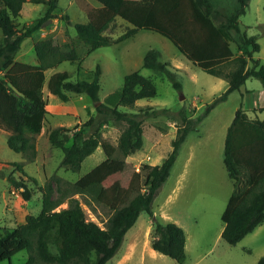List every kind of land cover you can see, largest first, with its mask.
Segmentation results:
<instances>
[{"label":"trees","instance_id":"obj_1","mask_svg":"<svg viewBox=\"0 0 264 264\" xmlns=\"http://www.w3.org/2000/svg\"><path fill=\"white\" fill-rule=\"evenodd\" d=\"M75 1L88 17L87 22L75 23L77 35L90 50L126 39L144 28L171 40L188 60L208 73L225 78L227 89L208 104L204 115L248 78L256 77L264 86V63L254 55L260 50V44L255 35H248L240 26V17L250 0H238V6L229 15L215 7L213 0H153L148 12L137 18L139 24L127 27L117 37L110 30L125 0H97L99 5L89 0ZM26 2L44 3L47 11L32 23L20 26ZM58 6L59 0H0L3 33L0 41V129L7 131L9 147L21 152L25 160L32 161L38 153L34 135L41 132L49 113L45 86L63 101L69 100V93L87 94L93 101L100 102L97 111L102 118L96 120L91 116L73 131L65 125L56 126L49 131V141L63 151L60 165L72 171H79L84 159L103 143L107 157L94 171L106 177L121 173L123 183L114 192H104L101 183L89 176L72 184L74 192L90 194L113 210L106 225L102 226L87 216L78 198L70 197L67 207L57 209L71 194L55 196V183L60 184L63 179L53 173L42 190L41 212L27 214L26 221L16 226L0 227V264L10 257L7 242H23L28 257L22 264H108L143 211L153 216L152 247L183 263L187 258L185 230L175 221L156 219L153 201L196 121L184 114L183 123L172 140V148L162 163H144V174L135 171L133 163L126 157L143 146V117L139 112L124 111L121 107H132L140 99L157 95V86L150 77L140 70L132 71L125 75L122 88L102 101L100 64L87 78L74 80L68 71H55L47 79L46 70L64 60L54 48L53 37L34 43L37 63L16 58L24 39L54 16L53 11ZM222 14L224 20L217 21L216 16ZM235 33L241 34L237 49L233 46ZM160 56L158 49H149L143 66L164 73L175 87L181 89L171 64L162 61ZM232 62L235 67L228 70ZM168 111L169 108H163L156 112ZM110 119L128 123L117 145L102 137L101 128ZM117 151L121 157L115 155ZM224 163L234 189L223 213L222 237L230 244H236L264 222V117L252 118L243 109L237 112L227 130ZM10 164L30 180H36L24 170L22 162ZM141 177L142 182L136 183ZM8 180L26 200L31 198L32 189L25 179L9 174ZM257 264H264V254Z\"/></svg>","mask_w":264,"mask_h":264},{"label":"rangeland","instance_id":"obj_2","mask_svg":"<svg viewBox=\"0 0 264 264\" xmlns=\"http://www.w3.org/2000/svg\"><path fill=\"white\" fill-rule=\"evenodd\" d=\"M99 5L97 0H89ZM153 0H125L117 16L114 27L110 30L114 37L119 36L127 27L138 25V19L145 15ZM215 7L229 15L238 6V0H213ZM20 26L32 23L44 16L47 5L26 2L22 10ZM40 28V36L53 37L54 48L63 55L64 60L55 67L46 70L47 76L55 71H68L71 79L90 77L97 64L101 65L100 97L105 101L111 94L120 90L125 75L140 70L150 77L157 86V95L143 98L132 107L122 106L129 112H139L143 117V146L126 157L133 163L135 171L143 174V164H160L172 148V140L178 127L183 123L182 116L196 121L195 127L189 131L181 144L177 158L167 179L159 187L153 201L155 218L162 221H175L185 230L187 258L183 263L160 253L151 245L153 235V216L141 212L135 224L127 231L124 242L118 253L108 264H257L264 254V222L247 234L236 244H230L222 237L224 226L223 213L228 208L234 184L228 175L224 163L225 138L229 125L237 112L243 108L252 118L264 117V111L254 109L256 102H263L264 86L260 79L248 78L244 86L232 91L228 97L219 102L206 115L204 112L216 97L228 86L226 79L208 73L188 60L171 40L161 34L139 28L126 39L101 46L94 50L78 37L75 28L77 22H87V13L75 0H59V6L53 11ZM138 18V19H137ZM217 21L224 20V15L216 16ZM241 29L248 35H255L261 50L255 57L264 63V0H250L246 12L240 17ZM241 34L235 33L233 46ZM3 33L0 28V41ZM37 33L24 39L18 52L26 53L21 57L25 62L36 60L34 40ZM158 49L162 61L172 64L181 89L174 86L164 73L144 67L146 52ZM235 67L232 62L227 69ZM247 88V89H246ZM246 89V90H245ZM47 99V114L40 133L34 135L37 156L34 160H25L21 152L9 147L8 133L0 129V227L16 226L26 221L27 214H39L42 209V190L46 180L56 173L63 180L55 183V196L61 193L71 194L57 207H67L70 197L78 198L90 219L105 226L113 210L98 201L90 194L74 192L73 183L83 177L99 181L104 192H114L123 183L121 173L105 176L95 172V167L107 155L101 143L93 153L88 155L79 171H72L60 165L63 151L53 146L48 138L49 131L60 125L67 126L70 131L78 129L91 116L96 120L102 115L97 105L87 94L69 93V100L63 101L44 88ZM259 93V95H258ZM258 99V100H257ZM169 108L166 113L156 112ZM156 112V113H154ZM128 127L124 120L110 119L101 128L105 141L117 145L119 137ZM72 142V139L68 142ZM116 156H122L117 151ZM22 162L24 170L36 180H30L11 165ZM9 174L25 179L32 189L31 198L26 200L22 193L12 186ZM143 177L139 179L141 183ZM10 257L1 264H22L28 254L23 242L13 244L7 242Z\"/></svg>","mask_w":264,"mask_h":264},{"label":"crops","instance_id":"obj_3","mask_svg":"<svg viewBox=\"0 0 264 264\" xmlns=\"http://www.w3.org/2000/svg\"><path fill=\"white\" fill-rule=\"evenodd\" d=\"M23 7H24V5H23ZM22 10H23V8H22ZM23 12V11H22ZM245 31V30H244ZM35 33H37V35H38V38L36 39V40H34V43L37 41V40H40V39H44V38H47L46 36L44 37L43 35L42 36H40V29L39 30H37V31H35L33 34H35ZM33 36V35H32ZM51 37V36H50ZM258 41V40H257ZM260 44V43H259ZM34 46V45H33ZM22 48V47H21ZM21 50V49H20ZM19 50V51H20ZM260 50H261V46H260ZM259 50V51H260ZM25 54L26 53H24V52H22L21 53V55L20 54H18L17 53V56H16V58L18 59V60H21V61H23L22 60V58L21 57H23V56H25ZM257 58H260V57H257ZM260 60H261V58H260ZM262 62V61H261ZM29 63H37V58H36V60L35 61H33V62H29ZM263 63V62H262ZM172 65V64H171ZM46 76H47V74H46ZM50 76H47V79L49 78ZM218 77V76H217ZM221 79H225V78H223V77H220ZM227 83H228V81H227ZM246 83V82H245ZM245 83L242 85V86H244L245 85ZM241 86V87H242ZM47 87V86H46ZM228 87V86H227ZM240 87V88H241ZM247 89V88H246ZM245 89V90H246ZM258 95H259V93H258ZM262 97H263V102H262V104L259 102V101H257L256 102V104H255V106L253 107L254 109H261V110H263L264 111V91H262ZM258 100V99H257ZM241 109H243V108H241ZM243 110H245V109H243ZM246 112H247V110H245ZM247 114L249 115V113L247 112ZM250 116V115H249ZM251 117V116H250ZM257 117H259V116H257ZM260 118V117H259ZM187 138V137H186ZM223 228H224V226H223ZM223 228H222V230H223Z\"/></svg>","mask_w":264,"mask_h":264},{"label":"water","instance_id":"obj_4","mask_svg":"<svg viewBox=\"0 0 264 264\" xmlns=\"http://www.w3.org/2000/svg\"><path fill=\"white\" fill-rule=\"evenodd\" d=\"M48 22H49V20H48V21H46V22H45V24H46V23H48Z\"/></svg>","mask_w":264,"mask_h":264}]
</instances>
